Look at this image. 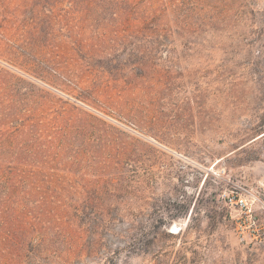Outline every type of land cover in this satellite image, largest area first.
Listing matches in <instances>:
<instances>
[{"label":"rangeland","instance_id":"1","mask_svg":"<svg viewBox=\"0 0 264 264\" xmlns=\"http://www.w3.org/2000/svg\"><path fill=\"white\" fill-rule=\"evenodd\" d=\"M0 264H264V0H0Z\"/></svg>","mask_w":264,"mask_h":264},{"label":"built area","instance_id":"2","mask_svg":"<svg viewBox=\"0 0 264 264\" xmlns=\"http://www.w3.org/2000/svg\"><path fill=\"white\" fill-rule=\"evenodd\" d=\"M229 209L236 215L233 217L237 229H240L241 233H255L257 230V219L252 213V209L245 198L238 194H225L223 196ZM255 235V234H254Z\"/></svg>","mask_w":264,"mask_h":264}]
</instances>
